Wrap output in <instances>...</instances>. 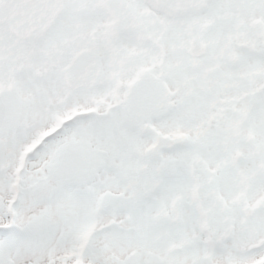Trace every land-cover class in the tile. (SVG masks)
<instances>
[{"label":"rangeland","instance_id":"1","mask_svg":"<svg viewBox=\"0 0 264 264\" xmlns=\"http://www.w3.org/2000/svg\"><path fill=\"white\" fill-rule=\"evenodd\" d=\"M220 4L223 8H242V21L260 18L261 23L249 30L233 29L216 21L214 13L201 14L199 11L174 20L154 15L136 6L133 0L131 16H125L133 28L145 30L149 38L144 49L131 45L133 61L139 64L133 68V74L141 68H146L148 73L157 69L170 90L179 96L176 97L179 104L185 107L174 113L175 103L171 115L164 114L156 127L163 135L172 137L174 134L187 138L191 143L188 152L180 151L175 155L186 164L193 163L197 180L200 186L203 185L201 197L209 205L211 230L219 231L213 235L215 238L201 241V218L198 219L190 204L183 207L178 230H170L160 223L158 215L166 214L174 199L188 197L189 190L186 188V176L178 172L175 183L167 185L160 192L161 196H157L152 186L158 180L149 175L151 165L143 179V183H147L144 205L135 201L138 198L135 196L132 201L117 202L104 209L95 218L92 212L100 195H128L125 180L117 177L119 171L129 173L134 180L140 175L136 168L140 164L131 159L117 166L115 174L110 175L103 170L104 182H99V179L93 182L87 195L75 190L62 194L55 190L58 185L48 183V179H39L46 171L45 163L39 164L40 167L35 164L39 154H33L25 165L19 162L23 151L30 148L28 144L37 142L45 130L21 129L5 141L4 160L10 168L5 176L0 177V264H8L9 260L13 264H161L160 260L164 261L163 264H257L264 259V247L248 251L249 246L264 239V164L258 172L260 158H264V108L253 113L248 120L249 126L241 128L238 126L239 117L227 110L231 105L223 109L221 98H217V94L223 98H235L234 94L239 96L264 85V62L260 63V73L252 75L251 71L257 69L252 64L251 55L236 47L237 43H242L259 49L264 44L259 31L264 28V0H221ZM59 31L57 28L56 35L48 41L59 42L62 38ZM189 33H195L206 43L208 51L203 58L192 59L187 55ZM152 40L162 47L163 57L157 56L153 50ZM3 42L9 43L5 38ZM43 43L44 38L39 37L29 47H23L19 59L27 58L37 65L43 59V49L39 47ZM28 51H32V56L24 57ZM235 54L243 56V59L239 67L230 70L229 61ZM159 60L162 62L158 63ZM212 67L235 77V81L230 83L217 79V72H212ZM90 107L93 105L85 106ZM40 115L41 120L44 119V115ZM213 118H220L223 126L231 132L233 129L238 132L236 135L243 140L238 151L250 158L240 163L232 162L237 150L232 149L228 140H233V137L231 135L227 140L211 138V129L205 124ZM82 125L83 140L96 144L97 125L88 121ZM137 140L132 137V145L140 150L145 141ZM212 172L216 174L214 182L218 195L214 198L217 207L211 210ZM257 178L262 181L253 185L247 197H243L244 180L256 181ZM143 183L139 189L143 188ZM30 185H34L30 194L18 191ZM15 190L20 194L12 198ZM244 205L256 209L253 218L243 216ZM173 231L179 232L181 237H176ZM223 233L224 237L230 236L229 242H219L224 237L216 238ZM59 235L66 238L64 245H58L56 239ZM172 244L184 245L185 253L170 259L166 248Z\"/></svg>","mask_w":264,"mask_h":264},{"label":"flooded vegetation","instance_id":"2","mask_svg":"<svg viewBox=\"0 0 264 264\" xmlns=\"http://www.w3.org/2000/svg\"><path fill=\"white\" fill-rule=\"evenodd\" d=\"M133 1L136 6L143 7L146 11L163 16L162 12L154 9L146 0ZM131 6L132 0H56L55 22L39 35L44 38V43L39 45L43 49V59L39 60L37 65H34L33 60L19 59L21 49L29 47L30 44L22 45L15 42L5 29L0 27V142L2 146L0 170L6 168L4 173H0V177L5 176L10 168L4 160L5 141L8 136H13L21 129L34 131L43 128L45 134L37 142L28 144L30 148L23 151L19 162L27 163L33 154H39L45 147L46 158L42 163H45L46 171L39 176V179H48V183L58 185L55 189L57 192L64 194L67 190H75L76 193L87 195L93 182H98V179L99 182H104L103 170L110 175L115 174L118 170L117 166L120 167L121 164L133 159V162L140 164L136 167L140 175L132 180L129 173L119 171L117 177H123L121 179L125 180L128 193L125 196L126 201H132L135 196H138L135 201L142 206L147 196L145 190L147 183H143V179L149 165L152 166L149 175L158 180V185L152 186V191L157 192V196H161L160 192L167 185L175 183V179L179 176L178 172H181V175L186 176L189 196L182 200L171 201L168 212L158 215L159 221L170 227L168 228L170 230H178L181 226L183 207L190 204L198 214V219L201 218L199 234L201 241L206 242L210 240V237L215 238L212 232L216 235L219 231L211 230L209 205L205 203V198L201 197L203 185L200 186L197 180L193 163L186 164L185 160L182 162L183 160L181 161L180 157L175 155L180 152L179 148L170 152L162 151L155 156L152 152L153 136L145 130L147 124L131 119L125 110L126 91L128 84L133 80L153 76L163 81L157 69L153 70V73H148L146 68L136 70L134 74L132 72L133 68L138 67L139 64L133 61L131 45L144 49L149 38L145 30L137 29L135 26L133 28L127 19L131 16ZM57 28L60 29L59 33H62L60 41L56 43L48 41L56 35ZM4 38L9 43H4ZM188 38L201 39L195 33H189ZM151 45L153 50L157 51V56H163L160 47L152 43ZM80 52H85L83 60H80L75 68H70V60ZM27 56L31 57L32 51L24 53V57ZM161 62V60L158 61V63ZM240 62L230 61L228 68L232 70L234 67H239ZM252 64L258 67L257 62ZM235 79L229 82L233 83ZM234 95L235 98L226 97L223 104L231 105V108L227 110L237 115L246 114L248 118L245 122L243 116L233 115L239 117V127H247L250 125L248 120L252 118L253 113L264 108V85L255 87L250 92L240 93L239 96ZM176 97L179 96L175 95L174 99L177 101ZM91 104L93 107L85 108ZM164 105L169 106V102L166 101ZM177 110L176 105L173 112ZM160 113L148 123L157 132L160 131L156 123L162 120ZM40 114L44 115V119L41 120ZM85 121L97 125L96 144L83 140L82 124ZM132 137L138 139L137 141H145V146L142 145L140 150L133 148ZM49 142L51 144L48 146ZM67 149L82 151L88 160L86 172L71 176L64 175L62 178L53 173L59 154ZM212 175L216 177L214 172L210 173L211 177ZM141 183L143 188L139 189L138 186L142 185ZM33 187L34 185H30L22 191L30 194ZM15 196V193L12 194V198ZM99 198L95 204L96 207ZM176 200L182 202L179 222L177 225H171L169 220L173 216L172 203ZM101 214L102 212L94 217L98 218ZM127 221L130 219L128 218ZM116 226L123 229L121 225ZM173 234L181 237L179 232L173 231ZM222 237L224 233L218 234L216 238ZM230 240V236H226L219 242ZM181 243L186 242L181 241ZM176 245L183 247L184 252L186 251L184 245ZM166 253L169 256L167 248ZM176 256L172 255L169 258ZM160 263L163 264L164 261L160 260Z\"/></svg>","mask_w":264,"mask_h":264},{"label":"water","instance_id":"3","mask_svg":"<svg viewBox=\"0 0 264 264\" xmlns=\"http://www.w3.org/2000/svg\"><path fill=\"white\" fill-rule=\"evenodd\" d=\"M154 5L164 8L167 13H184L198 8L205 9L209 3L215 0H148ZM55 0H0V27L5 28L6 32L17 42L28 43L32 41L38 33L48 28L53 21ZM260 33L264 36V28L260 29ZM245 48V46H241ZM187 53L193 58H201L206 53V46L198 39L193 38L189 41V49ZM84 54V53H83ZM83 54L75 56L71 59L70 68H75L78 62L83 59ZM127 97L125 98V110L129 117L138 122L147 124L145 130L154 137V145L152 152L155 156L163 150H171L176 146H183V142L177 141L178 138L170 139L161 136L148 128L149 122L155 118L158 112L163 108L166 101L171 98L169 90L164 84H161L154 78H142L127 89ZM2 150L0 142V151ZM243 159L240 153H236L234 162ZM88 167L87 158L82 151L73 149L63 150L58 157V161L53 168V173L58 177L64 175H78L86 172ZM0 170V173H4ZM126 199L120 195L106 193L101 196L99 205L94 213L97 217L101 211L113 202ZM182 202L175 201L172 203L173 217L170 222L177 224L179 221V210ZM243 214L246 218H253L256 210L248 205L243 207ZM214 234V232H213ZM66 238L59 235L57 238L58 245H64ZM264 246V239L257 241L256 244L248 247V251H254ZM170 255L182 254L183 247L171 245L167 249ZM8 264H13L9 261Z\"/></svg>","mask_w":264,"mask_h":264},{"label":"trees","instance_id":"4","mask_svg":"<svg viewBox=\"0 0 264 264\" xmlns=\"http://www.w3.org/2000/svg\"><path fill=\"white\" fill-rule=\"evenodd\" d=\"M211 8H212V12L214 13V15L217 19L223 20V21L227 22L228 24L232 23L236 18H239L240 13L242 12L241 10H238V11H235L233 13H230L229 9H227V10L222 9L217 4L211 6ZM242 27L246 28L247 24L244 23ZM251 52H252L251 53L252 56H254L255 59L264 60V44L262 45V47H260L259 50L253 49V50H251ZM170 102H171L170 105H172V101H170ZM222 108L224 109V106H222ZM205 125L207 126V128L211 129V131H210L211 138L213 137V138H217V139L227 140V139H230L231 135H232L233 141L235 142V143L230 142L233 146L232 149H234V150H238V148L240 149L239 145H236V144H238L237 142L240 141V138L238 137V135H236V134H238V132L235 133V130H233V132H231L228 128L223 126L222 120H220V118H213L212 120L208 121ZM248 158H250V156H247L246 160ZM261 165L262 164L260 163V166ZM257 180H258V182H257ZM257 180L256 181L254 179L253 180H251V179L244 180L246 185L243 188L244 189V192L242 193L243 197H247L249 191L252 190L253 185H257L259 182L262 181V179H258V178H257ZM216 194H217V185L214 182V178L211 177V199H210L211 210L215 209V207H217V202L214 200ZM219 209H220V207H219ZM257 264H264V259Z\"/></svg>","mask_w":264,"mask_h":264},{"label":"bare ground","instance_id":"5","mask_svg":"<svg viewBox=\"0 0 264 264\" xmlns=\"http://www.w3.org/2000/svg\"><path fill=\"white\" fill-rule=\"evenodd\" d=\"M50 144H51V142H49L48 145H50ZM44 158H45V151L41 150V152L39 153V155L37 157V160H36L35 164L39 166V164H41V162L44 160Z\"/></svg>","mask_w":264,"mask_h":264}]
</instances>
